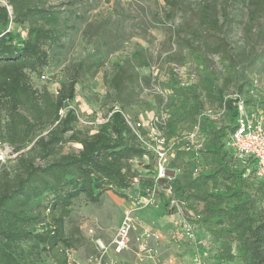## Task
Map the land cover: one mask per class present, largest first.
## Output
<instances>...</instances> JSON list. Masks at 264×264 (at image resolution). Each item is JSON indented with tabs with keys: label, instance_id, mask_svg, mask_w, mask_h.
I'll list each match as a JSON object with an SVG mask.
<instances>
[{
	"label": "rangeland",
	"instance_id": "obj_1",
	"mask_svg": "<svg viewBox=\"0 0 264 264\" xmlns=\"http://www.w3.org/2000/svg\"><path fill=\"white\" fill-rule=\"evenodd\" d=\"M22 1L31 7H53L61 12L62 38L48 47L50 63L43 69L47 79L35 77V85L46 86L50 93L57 94L73 78L78 65H84L77 77L76 98L61 111L63 117L70 110L75 112L76 131L95 133L113 110L123 108L130 120L144 122L145 135L150 131L153 116L164 115L174 116L180 128L177 136L194 134L195 122L182 111L176 113L183 92L188 90H193L206 110L212 111L217 126H225L228 119L219 103L201 87L205 77L211 78L226 95L240 93L247 103L264 112V11L252 19L253 0H228L226 22L221 13L224 0ZM0 4L8 6L13 15L8 1L0 0ZM207 5L213 9L209 17L224 22L213 39L227 41L226 53L212 52V45L206 44L210 41L205 43L202 38L206 30L199 19ZM29 24L13 28L26 36ZM121 70L131 78L117 93L110 82ZM53 127L39 129L34 140L19 152L0 144V183L7 178L14 181L22 174L21 158L44 166L80 151L81 145L68 140L72 132L59 133L58 141L47 150L36 144L41 137L48 142ZM164 133L167 136L166 129ZM189 142L181 140L175 147L170 173L174 179L162 184L161 191L146 194L145 189L151 185L144 188L141 182L127 192V199L108 191L97 204L84 196L74 200L65 222L67 235L75 240V247L70 249L71 264H98L99 241L107 246L106 260L110 264H245L241 259H224L225 249L232 246L235 252L237 245L228 225L215 220L202 223V206L195 193L176 190L173 185L174 180H183L189 171L194 172L197 164L193 156L199 150ZM206 162L211 163L210 159ZM152 164L151 158H144L136 165L140 179L149 184ZM200 164H204L202 159ZM251 176L250 193L258 197L264 210V181L256 174ZM170 185L179 206L171 207L170 194L165 191ZM36 212H41L42 220H48L47 212L42 209ZM127 212L133 217L130 243L128 249L117 254L110 244ZM31 244L32 241H27L23 247L27 250ZM35 253L48 264L52 262L42 246Z\"/></svg>",
	"mask_w": 264,
	"mask_h": 264
},
{
	"label": "trees",
	"instance_id": "obj_2",
	"mask_svg": "<svg viewBox=\"0 0 264 264\" xmlns=\"http://www.w3.org/2000/svg\"><path fill=\"white\" fill-rule=\"evenodd\" d=\"M4 1L9 2L13 15L8 6L0 4V144L19 152L34 140L39 129L54 126L49 141L41 137L36 144L47 150L58 141L59 133L72 132L68 140L81 145V149L44 166L21 158L22 174L14 181L7 178L0 183V264H48L37 257L35 249L39 246L52 260L50 264H71L66 250L75 247V240L67 235L65 222L74 200L84 196L97 204L108 191L127 199V192L141 178L133 161L141 163L147 152L128 125L123 108L113 110L95 133L75 130V112L70 110L63 117L61 111L76 98L77 77L84 65H78L73 78L57 94L50 93L46 86L39 88L33 80L34 76L45 74L43 69L50 63L48 47L58 44L62 38L61 12L53 7H31L22 0ZM227 3L224 0L221 8L225 22L229 19ZM253 5L251 18L256 19L264 11V0H253ZM212 13L209 5L201 11L200 26L206 30L202 38L205 43L210 41L206 44L212 45V52L226 53L227 41L213 39L224 22L211 19ZM26 22L31 24L23 36L13 27ZM130 78L121 70L110 84L120 93ZM201 87L221 108L226 105L224 117L228 124L217 126L216 121L204 116L206 108L200 97L193 90L183 92L176 113L182 111L195 124L201 123L205 146L198 154L204 164L198 176L189 171L183 180H174L173 185L176 190L195 193L202 206V223L215 220L227 224L235 234V252L228 246L225 260L264 264V210L259 206L258 197L250 193L254 174L247 176L248 168L235 160L226 147V139L236 128V108L233 100H225L223 89L217 88L211 78L205 77ZM179 130L171 116L166 126L167 137L177 136ZM208 159L211 163L206 162ZM141 182L144 188L152 184L140 179ZM38 209L47 212V221L42 220L41 212H36ZM27 241L33 244L26 250L23 244Z\"/></svg>",
	"mask_w": 264,
	"mask_h": 264
},
{
	"label": "built area",
	"instance_id": "obj_3",
	"mask_svg": "<svg viewBox=\"0 0 264 264\" xmlns=\"http://www.w3.org/2000/svg\"><path fill=\"white\" fill-rule=\"evenodd\" d=\"M36 78L46 80L47 75L43 74L39 77L36 76ZM33 80L36 81L35 76ZM225 100H233V106L237 111L236 128L229 136L226 147L235 160L248 168L246 172L247 176L250 173L256 174L260 180L264 181V112L262 109L255 108L247 103L240 93L226 95ZM222 113H226V105L223 106ZM203 114L213 119L211 110H205ZM125 118L128 125L135 132L141 146L147 152L144 158H151L153 162V175L150 178L152 184L145 189L144 192L146 194L151 195L157 191H161L162 184H166L174 179L170 174L172 169L171 159L175 147L181 140L188 139L192 144L196 145L198 150H202L203 148V137H205V134L200 122L195 124L194 134L186 133L181 137H179L180 134L179 136L168 138L164 133V129H166L169 120L168 116H153L151 128L147 135L143 134L145 124L141 119L132 121L126 114ZM200 138L202 141H198ZM193 140H197V142L194 143ZM194 162L197 163L194 169V175L198 176L203 170L202 164H200L201 157L198 153L194 157ZM133 163L135 167L139 164L137 160H134ZM253 170L254 172H252ZM139 183L140 179H137L135 184L137 185ZM165 191L170 194L169 202L171 203V207L179 206L176 197L173 195L172 186L166 187ZM141 200L143 201V197H141ZM186 227L192 228V226ZM132 228L133 217L131 212H127L111 241L110 248L113 252L121 254L124 250L128 249ZM98 246L101 251L98 264H110L106 260L108 252L107 246L100 241L98 242ZM144 250H146V246ZM70 252V249L66 250L68 257Z\"/></svg>",
	"mask_w": 264,
	"mask_h": 264
}]
</instances>
